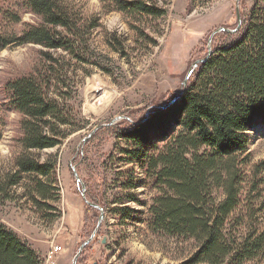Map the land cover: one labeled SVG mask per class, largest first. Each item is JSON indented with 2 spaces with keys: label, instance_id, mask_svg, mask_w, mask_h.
<instances>
[{
  "label": "rangeland",
  "instance_id": "1",
  "mask_svg": "<svg viewBox=\"0 0 264 264\" xmlns=\"http://www.w3.org/2000/svg\"><path fill=\"white\" fill-rule=\"evenodd\" d=\"M63 2L79 21L74 33L59 29L68 51L48 52L33 44L0 51V224L42 261L53 246L62 247L55 264L184 262L197 245L149 229L145 220L161 192L120 136L180 95L194 63L208 56L212 34L223 29L213 37L212 51L234 41L240 30H225L235 31L238 13L247 15L256 0H154L165 11L160 18L117 12L101 0ZM38 24L23 0H0V36H20ZM45 52L58 59L61 79L52 91L63 96L69 135L59 147L26 151L23 117L5 86L41 69ZM255 124L249 150L239 158L240 205L228 223L239 243L264 234V126ZM23 155L53 159L54 173L48 178L17 174L16 161ZM11 180L18 183L9 186ZM40 181L46 199L37 193ZM213 196L218 202L225 198L221 190ZM225 264L236 263L228 258ZM243 264H264L262 247Z\"/></svg>",
  "mask_w": 264,
  "mask_h": 264
},
{
  "label": "trees",
  "instance_id": "2",
  "mask_svg": "<svg viewBox=\"0 0 264 264\" xmlns=\"http://www.w3.org/2000/svg\"><path fill=\"white\" fill-rule=\"evenodd\" d=\"M101 2L125 14L165 15L154 0ZM23 7L40 24L28 26L20 36H0V51L11 44H33L48 52L69 50L59 29L74 33L79 21L63 0H23ZM240 16L237 38L213 49L192 73L180 99L166 109L162 107L170 102L155 107L148 119L120 136L131 145L127 153L147 167L161 192L145 220L149 229L197 245L179 264H225L228 258L243 264L261 247L264 251V234L239 243L228 229L240 205L239 158L249 150L255 123L264 126V0H256L249 13ZM42 56L44 65L35 74L5 86L11 105L23 117L21 143L26 151L59 147L69 135L63 96L52 91L61 79L58 59L47 52ZM16 167L17 174L48 178L56 162L23 155ZM17 183L11 180L9 186ZM36 185L38 195L46 199L44 183ZM215 190L223 191L222 201L213 196ZM42 262L33 248L0 224V264Z\"/></svg>",
  "mask_w": 264,
  "mask_h": 264
},
{
  "label": "water",
  "instance_id": "3",
  "mask_svg": "<svg viewBox=\"0 0 264 264\" xmlns=\"http://www.w3.org/2000/svg\"><path fill=\"white\" fill-rule=\"evenodd\" d=\"M237 20H238V25H237V28H236L235 31H230V30H225V31L230 32V33H231V32H233V33L238 32V31L241 29V17H240V15H239V13H238V16H237ZM219 31H223V29H221V30H219ZM219 31H218V32H219ZM218 32H215L214 34H212L211 38L209 39V49H210V52H209L208 56H207L206 58H204L203 60L196 61V62L194 63V65H193V69H196L201 63H204V62H206V61L209 59V57H210L211 54L213 53V51L211 50V43H212L213 37H214ZM193 69L189 71L187 77L185 78V81H184V83H183V91H184V89L186 88V86H187V84H188V80H189L191 74L193 73ZM180 97H181V94L178 95L173 101H171L170 104L165 105V106H163L162 108L165 109V108H168V107L172 106V104H174L175 101L179 100ZM75 175H76V179H77V181L80 182V179H79V177H78L76 171H75ZM90 205L93 206L94 208H98V207H97L96 205H94V204H90ZM100 227H101V220L99 221L98 228H97L96 232L99 230ZM94 236H95V235H93L88 241H86V242L82 245V247L80 248V254H81L82 251L85 249V247H86L87 245H89L90 242H92ZM80 254H78L76 260L78 259V257H79ZM74 264H76V261H75Z\"/></svg>",
  "mask_w": 264,
  "mask_h": 264
},
{
  "label": "built area",
  "instance_id": "4",
  "mask_svg": "<svg viewBox=\"0 0 264 264\" xmlns=\"http://www.w3.org/2000/svg\"><path fill=\"white\" fill-rule=\"evenodd\" d=\"M62 251V247L59 246H53L50 251L47 253L43 264H55L56 258L59 255V253Z\"/></svg>",
  "mask_w": 264,
  "mask_h": 264
}]
</instances>
